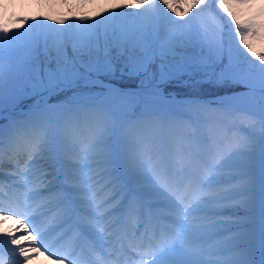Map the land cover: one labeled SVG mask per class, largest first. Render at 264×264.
Wrapping results in <instances>:
<instances>
[{"label":"snow or ice","instance_id":"6c2138e0","mask_svg":"<svg viewBox=\"0 0 264 264\" xmlns=\"http://www.w3.org/2000/svg\"><path fill=\"white\" fill-rule=\"evenodd\" d=\"M37 3L39 6V0ZM244 3L247 0H129L126 5L118 4L112 9H104L94 17L86 14L75 16L77 23L68 22L69 17L66 16L56 21L62 26L59 28H53L50 24L34 25L24 15L5 19L4 13H0V54L5 49L21 54L17 64L10 66L7 78L0 65V114L6 101H18L28 89L33 92L37 89L63 90L64 87L79 85L80 81L91 82L93 71L97 77L101 71L114 74L113 51L117 53L116 58L125 61L121 74L126 72L130 77L139 76L141 88L146 87V80H156L157 76L163 83L177 73L193 67L191 61L195 57H187L179 51L186 43L193 42L201 47V60L205 66L209 62L214 64L216 60L223 61L226 55L228 64L222 69L221 76L235 72L231 78L245 83L246 87L249 83L253 84V87H249V92L258 90L264 97V51H256L250 42L257 34L256 27L251 21H241L232 10L235 5ZM83 6V3L77 5L78 8ZM126 7L136 11H120ZM216 9L221 10L230 21L227 24V44L222 38L225 26L218 22L222 18L216 13ZM170 12L180 19L174 20L169 15ZM31 19L35 21L37 18ZM44 19L50 20L51 17ZM160 21L177 27L161 38ZM15 24H20L21 27L11 26ZM34 28H43L45 31L33 30ZM69 45L73 53L71 58L68 56ZM205 48L206 56L203 55ZM157 59L160 60L159 68L153 71L152 65ZM41 64L42 68L39 67ZM239 65L244 67L238 68ZM252 73H255L254 80L251 79ZM158 87L159 84H153V91ZM259 123L264 127V109L259 113ZM21 144L31 152L25 168H30L54 151L53 141L47 131L37 125L30 126V131L21 139ZM2 146L0 131V149ZM240 147L236 138L229 141L226 137H216L213 133L212 142L202 155L197 156L194 161H182V174L177 181L176 173H169L166 166V159L172 154L166 153L151 137H137L136 144L122 156L126 181H147L144 172L147 168L152 173L155 184L148 181L150 188L143 195L160 198L165 202L166 208L162 214L149 213V220L144 222L140 200L130 201L125 211L121 202L112 203L115 196L98 199L96 180L107 173L117 163V159L108 152L104 133H97L82 144L81 159L85 163L75 165L78 170L84 167L90 169L89 174L78 177L80 186L77 191L83 193L86 197L83 202L89 207L88 218L83 224L84 234L98 242L102 250L107 241L104 236L93 231L100 222H103L100 233L109 231L110 235H116L122 227L131 224L134 228L131 239L137 240L138 237V240L129 247L135 249L134 258L138 264H232L228 259H211L217 253L228 250L227 240H217L208 247L204 245L209 239L228 230L224 221L213 217L221 216L228 207L227 202L238 194L239 186L231 185L230 182L237 179V170L231 161L239 153ZM185 167L191 168L186 176L183 174ZM111 170L115 171L114 168ZM18 174L24 177V169ZM48 175L45 172L35 180L51 190L54 187L53 180L49 179L44 183ZM36 191L38 194V190ZM29 207L31 205L27 200L22 203L10 200L5 206L0 199V226L9 219L17 225H9L0 233V236L6 237L0 240V246L9 241L17 245L9 251L13 253L14 259L23 257L25 262L34 256L44 255L49 259H57L60 264L65 260H69L71 264L70 258L75 254L74 247L65 250V254L61 256L57 254L59 250L53 251L51 244L44 243L46 232L54 230L58 224L54 221L45 232L38 231L39 226L34 222L36 216L27 214ZM157 220L166 223H156ZM141 227L144 229L142 232L139 231ZM21 230L22 234L31 238V244L27 247L18 244L21 237L17 233H21ZM125 238H128L127 235ZM17 250L18 256L15 255ZM96 259L97 264H105L103 257L98 256ZM0 264H3L2 260Z\"/></svg>","mask_w":264,"mask_h":264},{"label":"rangeland","instance_id":"374dc122","mask_svg":"<svg viewBox=\"0 0 264 264\" xmlns=\"http://www.w3.org/2000/svg\"><path fill=\"white\" fill-rule=\"evenodd\" d=\"M16 1L18 4V9L14 10L13 8H10L8 11L10 16L13 10L15 12L13 14V18L15 15H21L20 12L23 11L22 15L27 16L30 23H33L34 25L50 24L53 28L62 27L56 23V21L59 19H64L66 16L69 17L68 22L77 23V21L74 19L75 16L86 14L87 16L94 17L97 12H100L104 9H112L115 6L113 1L107 3L103 2V0H90L88 4L83 3L84 6L82 8L77 7L79 0H66V3L65 0H53V6H55L54 8H50L48 6L50 5V0H39V6L37 0ZM157 2H159V0H157ZM128 3L129 0H120L118 4L126 5ZM160 6L163 7V5ZM45 8H48L49 11L52 10L50 15H46L44 13ZM232 10L238 15L241 21H251L255 25L257 34L255 37L250 39V42L253 44V47L256 51H264V0H247V3L235 5ZM120 11L132 13L136 10L126 7L120 9ZM8 13L4 15L5 19L9 17ZM216 13L222 18L218 22L224 24L225 26V31L222 34V38L225 41V44H227L229 38L227 34V24L230 23V21L221 10L216 9ZM169 15H172L174 20L180 19L171 12ZM32 17H36L37 19L33 21L31 19ZM45 17H51V19H44ZM125 23H128V21H125ZM11 26L14 27L13 25ZM176 27V25L160 21V37L163 38L169 30ZM33 30H39L41 32L45 31L43 28H34ZM179 51L187 57H195V59L191 61L193 67L177 73L163 83L159 81L157 76L156 80H146V87L141 88V78L139 76L130 77L126 72L123 75L121 74V69L124 67L125 61L116 58L117 53L116 51H113L112 55L115 58L113 60L114 74H105L103 71H101L98 76L101 79H98L94 78L97 77V74L93 71L91 75L95 76H92L91 82L80 81L79 85H74L70 88L64 87L63 90L57 89L58 91L53 90V92H61L55 96L53 95V97L50 99L54 103H59L63 100L78 101L80 99L88 103H93V101L100 98L103 100V103H106L107 105H110L111 101L116 103L119 106V109H123L124 111L136 109L139 107V105H141L140 103L142 101L143 105H141L140 112L144 113L145 115H156L165 106L175 107L176 110H179V107L181 106H188L189 103L185 100L193 99L196 101L197 99H202L203 101H209L208 97L206 96L214 94L217 96L222 92L230 91V89L235 90L233 92H238L236 87L241 85L245 86V83L237 82L236 79L231 78L236 74L235 72L223 77L221 76L222 69H224V67L228 64L226 55L223 61L216 60L214 64L209 62L205 66L201 60V47L198 43H186ZM20 55L21 54L19 52L9 49H5L4 52L0 54V65L3 67L5 78L8 77L10 66L17 64L18 60L20 59ZM72 55L73 53L71 46L69 45L68 56L71 58ZM203 55H207L206 48L204 49ZM249 59H252V57L249 56ZM169 60H171V57H169ZM257 63H259V61H257ZM159 64L160 60L157 59L152 65V70L157 71ZM39 67L42 68L43 65L41 64ZM243 67V65L238 66V68ZM33 75H35V72H33ZM251 79H255V73H252ZM98 80L101 82H98ZM103 80L108 82V84L102 83ZM109 83H114L117 87L121 86L125 89V91L115 89L112 90V88H108ZM153 84H159V87L155 90L156 92L153 91ZM248 87H253V84L249 83ZM49 91L50 90L37 89L35 92H33L31 89H28L26 94L21 96L18 101L14 103H8L6 101L3 105L2 114H0V121H4V116L6 113L13 111L26 112L27 110H31L32 103L30 104V102H33L34 106L40 94ZM245 92L247 93L242 96L232 99L228 98L227 101L230 102L232 109H228L229 107H226L225 105L217 106L216 102L222 103V101H216L214 103H210V109H212L211 111L217 109L215 112H225V114L228 115L235 111L246 112L252 117H257L259 124V113L262 109L260 108L259 104L260 96L255 93H249V91ZM206 106L208 105H201L200 107L201 109H204ZM155 107L157 109L152 112L153 108ZM25 108L27 110L22 111ZM211 111L208 112L212 114ZM249 128L250 127H246V130L249 131Z\"/></svg>","mask_w":264,"mask_h":264},{"label":"bare ground","instance_id":"6f19581e","mask_svg":"<svg viewBox=\"0 0 264 264\" xmlns=\"http://www.w3.org/2000/svg\"><path fill=\"white\" fill-rule=\"evenodd\" d=\"M89 1L90 0H79V3L88 4ZM110 1L111 2L113 1L114 5H116L120 2V0H103V2H107V3H110ZM16 2H17L16 0H0V6H2V7H0V13H4V15H5L6 13H8L10 8L17 10L18 4ZM49 4L50 5H48V6L50 8L55 7V6H53L54 5L53 0H50ZM5 8H6V12H5ZM14 10L12 11L11 16H13V14L15 13ZM51 11L52 10L49 11L48 8H45L44 13L46 15H50ZM22 12H20L21 15H22ZM9 16H10V14H9ZM13 26L15 28L21 27L20 24H15ZM60 109H61L60 106H56V107L46 106V109L42 113V116L40 118H38V120L41 121V126L43 127V129H45L47 131L49 137L53 141L54 151L50 155H47L43 160L32 164L30 168H26L27 172H29L28 175L25 177L21 176L20 178H18L19 180H23V181L25 180L26 182L30 183L31 185H33L34 183L36 185H38L40 183L36 182L35 178L41 176L43 173H45V171H46L45 169H47L50 172V174H52V177L48 176L45 181L51 179V180H53V184L56 185V183H58L60 180H62L61 175H60L61 173H60L58 167L62 168V165H63L64 169L62 168V170L65 172V178L67 177L71 183H73L75 186L79 187L80 185H79L78 177L90 173V169L88 167H84L81 170H78L75 167V165H77L78 163L84 164L85 162L81 159L82 152H80L77 148H75L73 146L74 144L71 141L66 140L64 130H70V131L76 132L77 131V128H76L77 124L74 121V117L79 118L78 122H80V119L84 120L85 125L83 126L82 132L77 133L78 135L76 133H74V136H69L75 140H83V138L87 136L85 132L89 130V131H91V134H93V132L96 130V128L99 127L103 123V120H102V118H97L95 115H92V114H90V116H88L89 113H87L86 110L81 111V109H74L73 113L71 114L70 112L64 113ZM39 110L40 109H38V111ZM206 110H208V109H206ZM200 112H201V110H200ZM193 113H196V112H193ZM20 114H22V113H16L15 111L7 113L5 116L14 115L13 118L6 120L7 126L10 127L11 124H15L16 122H19L22 126H25V127H28L29 124L35 125V123H33V124L29 123L28 119L23 120L22 117L20 118V116H19ZM88 117H90V118H88ZM235 117L237 120H240V121H241V119H243L246 122L251 121V122L255 123V119L253 117H251L250 115H248L247 113L242 112V111L237 112ZM183 119L178 121V127L180 128V131H181V130L185 129L187 126V128L189 129V130L187 129V132H188V131H190V125H189V123L188 124L186 123L185 119L184 120ZM214 122L216 123V121H214ZM113 125L115 126L116 124L114 123ZM120 125H123V124L121 123ZM120 125H118V126H120ZM215 128L218 132H222L221 126L220 127L216 126ZM164 130H165V126L162 127V129L160 130V133H162V135L165 137V131ZM137 136H138V134H136V136L134 138H136ZM232 138H236L239 142L242 141L244 144H246L247 146H250L251 148L256 147V141H254V140H250V139H246V138L242 139V138H238L236 135L230 134L229 135V141H231ZM199 139H200V135H199ZM105 140L108 143V152H111L110 154H112L117 159L116 164L118 165V167H122L123 153L128 151L132 146H134V144L127 143L124 136L120 132V130H118V131L111 130L110 135H109V139H105ZM165 140H166V144H165L166 150L169 148H173L174 150H177L176 143H172V145L169 143V145H168L166 138H165ZM194 140L197 143L198 132L195 133V139ZM155 142L156 143L158 142V138H156ZM97 151H100V149H97ZM29 152H30V150H28L24 147L22 148V154H28ZM4 154L5 153L0 151V165H3L8 160V155L4 156ZM178 154H180V153H178ZM256 155H257V152L255 150H247V151L246 150H240L239 153L234 155L232 159L242 160L244 164L254 166L257 163V156ZM263 156H264V154H263ZM10 157H11V159H15V156H10ZM71 158H73V159L78 158V160L81 161L82 163L76 162V161L72 162ZM175 159L178 162L181 161L179 157H177ZM169 160L171 161L172 159H169ZM19 164L21 166L25 167L24 161L20 160ZM2 168H4V166ZM0 170L3 171V173L4 172H7V173L11 172V176L15 177L14 173H12L13 171L10 170V168L9 169H1L0 168ZM106 175H100L97 178L96 182L98 180H101V181L106 180L104 178V176H106ZM236 175H237V179L232 180L230 182L231 185L233 183H235L236 181H239L243 177L242 173H240L238 171L236 172ZM122 177L123 178L118 176L115 180V183L120 182L122 185H124L123 179H126V178H125V175H122ZM55 178H56V180H55ZM3 180L0 178V182H3ZM246 181L251 183L249 180H246ZM109 184L110 183L108 182L107 188H109ZM134 184H136V183H134ZM255 184L258 185L257 183H255ZM243 185H245L244 182L241 184L240 187H243ZM251 187H254V185H251ZM69 188H72V187H69ZM42 189L44 191H46L44 187H42ZM57 191H59V192L61 191L59 186H56L53 189V193H57ZM78 192L81 193L80 191L75 190V193L78 194ZM246 193H247L246 195L239 194L238 196H236L234 198V201L238 205H241V206L245 205L247 207H250V210H248L246 213L240 212V213H233V214H230V213L225 214L227 216V218H231L232 220L237 218V219L241 220V219L251 217L253 213L258 214V211H260L261 209H260L259 205L254 201L255 197L257 196V193L254 192L253 190L247 191ZM44 194L45 195H48V194L51 195L50 192H44ZM262 216L264 217V214ZM213 219H214V217H213ZM9 225H11L12 227H17V225H15L14 221H7L3 225L4 228H1V226H0V233H3L4 229L8 228ZM227 225H228L229 232H231V233H236L239 229V228L237 229V227L240 226L239 225V226L235 227L236 223H233V221L228 222ZM249 229L250 228H246L245 231H247ZM258 232H259V230L254 228L252 233L246 232L247 234H241L239 236L237 235V236L226 237L223 240H227L229 243V246L231 245V243H233V244L237 243V244H239L238 247L232 248L231 250L228 249L224 252H220L217 254L225 255V256H228L229 258H231L233 256V254L236 253L241 258H245V257L241 256L242 254H245L247 257L246 253L248 251H250L247 247H250L255 242H257L261 239ZM261 232L264 233V230ZM17 235L22 238L21 233H17ZM3 239H6V237L0 236V240H3ZM245 240H248V241H245ZM18 244H21L22 246H26L25 242H23L22 239H20L18 241ZM16 247H17V245H13L9 241L7 244L0 246V251L1 252L3 251V253L4 252L11 253V251H9V249H14ZM253 247H254V245H253ZM255 250H257V247ZM15 255L16 256L19 255L18 250H17ZM255 257H257L256 253H255ZM252 259L253 258L243 260V261H241V264H252L251 263ZM16 260H17L16 264H32V262L28 261V260L25 262L23 257H20L19 259H16ZM254 263L255 264H262V261L254 258Z\"/></svg>","mask_w":264,"mask_h":264}]
</instances>
